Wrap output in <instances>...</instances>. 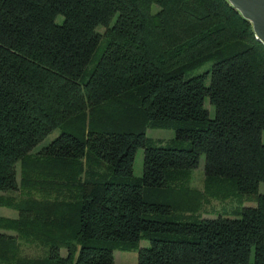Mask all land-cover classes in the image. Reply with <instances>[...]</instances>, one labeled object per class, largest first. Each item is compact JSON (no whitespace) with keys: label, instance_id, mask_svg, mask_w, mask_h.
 Segmentation results:
<instances>
[{"label":"trees","instance_id":"obj_1","mask_svg":"<svg viewBox=\"0 0 264 264\" xmlns=\"http://www.w3.org/2000/svg\"><path fill=\"white\" fill-rule=\"evenodd\" d=\"M169 125L186 144L146 143ZM201 155L206 180L255 203L175 212L167 177ZM260 182L264 44L227 0H0V191L21 192L0 193L18 210L0 216V264H116L132 247L136 264H264ZM28 236L45 256L20 252Z\"/></svg>","mask_w":264,"mask_h":264},{"label":"rangeland","instance_id":"obj_2","mask_svg":"<svg viewBox=\"0 0 264 264\" xmlns=\"http://www.w3.org/2000/svg\"><path fill=\"white\" fill-rule=\"evenodd\" d=\"M99 31H103V27H98ZM104 45V41H100L98 47L94 51V54L90 61L84 67L82 73V80L87 78L89 71L94 66L98 55L100 54ZM209 63L205 64L200 68L203 70L208 66ZM205 105L209 107L206 100ZM212 115V112H210ZM174 126H148L145 131L146 143L147 144H169V145H180L186 144V141H179L174 138ZM59 128L52 130L41 142L46 144L51 141L55 136L59 134ZM203 155L200 156V163L193 169H188L182 174L170 173L167 177V187L165 190L171 191V195H175V201H179L174 206V211L177 213H184L185 208L188 207V211L196 205L198 210L202 209L210 210L213 213H236L241 205L254 204L255 194L253 193H238L233 191V185L230 181H219V179L206 180L203 172ZM133 174L136 177L142 175L143 170V147L138 146L133 159ZM264 189V183L260 182L258 191ZM3 197L7 195L14 197L15 199L21 196L19 190L16 191H0ZM196 196V198H194ZM176 201V202H177ZM196 208V209H197ZM17 208L15 207L14 201L12 203H0V216L2 217H14L17 216ZM28 240L20 239L21 251L37 256H45L47 253V247L45 242L34 239L28 236ZM148 240L141 238L139 240L140 245H147ZM62 254H65V248L60 249ZM114 263L116 264H136L137 263V248L132 247L125 250L115 249L113 251Z\"/></svg>","mask_w":264,"mask_h":264},{"label":"water","instance_id":"obj_3","mask_svg":"<svg viewBox=\"0 0 264 264\" xmlns=\"http://www.w3.org/2000/svg\"><path fill=\"white\" fill-rule=\"evenodd\" d=\"M251 23L252 31L264 44V0H227Z\"/></svg>","mask_w":264,"mask_h":264}]
</instances>
